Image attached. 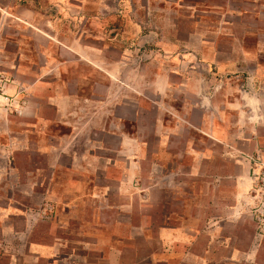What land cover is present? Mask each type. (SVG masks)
Masks as SVG:
<instances>
[{
  "label": "crops",
  "instance_id": "1",
  "mask_svg": "<svg viewBox=\"0 0 264 264\" xmlns=\"http://www.w3.org/2000/svg\"><path fill=\"white\" fill-rule=\"evenodd\" d=\"M110 4L116 6L110 8V28L69 30L56 24L52 34L50 25L33 24L34 11L26 9L24 21L0 8V81H11L6 86L13 96L9 109L20 107L32 116L28 121L42 135L48 158L55 160L50 181L41 183L43 213L55 206L65 211V225L73 219L81 226L74 238L58 237L52 243L43 234L40 239L35 236L39 219L11 197L0 205L1 234L25 241L27 249L24 254L20 248L10 252L11 264H20L22 257L32 264H128L129 255H134L131 264H211L215 238L210 235L225 218L218 215L211 221L205 210L226 209L227 202L239 200L249 169L229 172L228 157L242 167L243 160L228 156L227 140L217 125L224 120L220 105L207 92L217 78L219 91L234 80L241 85L247 81L251 92H264V0ZM231 16L237 20L230 21ZM182 17L188 18L186 30ZM182 32L192 39L180 40ZM230 41L235 52L223 55L224 43L227 47ZM149 48L157 51L148 59L132 55V49ZM179 49L197 51L179 56ZM217 49L220 53L214 55ZM196 63L203 68L201 79L194 68L179 69ZM196 93L203 99L195 105ZM245 105L258 117L264 114L262 100L260 108L256 102ZM39 172L26 170L30 176ZM35 187L28 185L27 195ZM149 208L157 210L158 246L140 256L130 250V241L149 240V218L137 227L131 213L125 221L110 217V211L123 216ZM19 215L24 216V230L6 225L7 218ZM211 224L217 228L210 231ZM205 233L208 239L200 249ZM258 253L252 249V261Z\"/></svg>",
  "mask_w": 264,
  "mask_h": 264
},
{
  "label": "rangeland",
  "instance_id": "2",
  "mask_svg": "<svg viewBox=\"0 0 264 264\" xmlns=\"http://www.w3.org/2000/svg\"><path fill=\"white\" fill-rule=\"evenodd\" d=\"M110 0H0V8L2 11L10 16L20 15L26 21L24 14L26 9H30L35 13V20L33 22L38 28L43 25H50V33H53L52 25H60L69 30H80L86 28L88 31L90 26H99L110 28ZM116 5V4H115ZM230 21L237 20L231 16ZM212 21H215L212 19ZM180 23L186 30L189 28L188 18H180ZM37 30V29H36ZM192 34L187 32L179 33L180 40L192 39ZM211 39H215L210 35ZM233 41L227 42L221 52L223 55L234 54ZM229 45V46H228ZM157 50L155 48L149 49H132V55L145 54V58L152 57ZM193 51L188 49H179L177 55L192 56ZM220 50H214V55H219ZM187 68H194L198 72L201 79L202 65H180L179 69L183 72ZM215 68H213V71ZM217 70H215L216 72ZM180 79V78H179ZM182 80L179 81L181 83ZM219 80L213 86V90L208 93V97L220 105L223 121L217 124L220 127V135L227 140L228 156L234 155L237 159L243 160L244 166L235 163L234 157H228V170L234 172L235 170L242 171V169H249L247 176L244 178L243 184H246L244 192L240 194L239 200L234 202H227L226 209L211 208L205 210L206 219L211 221L214 217L221 215V219L225 221L220 225L211 224V230L219 227L215 234L210 235L211 239L215 238L214 248L215 255L208 258L211 264H264V114L258 117L253 114L252 106L254 102L260 105V100L264 101V92H251V86L248 82L227 81L221 85L219 91ZM202 84V80L195 83V90L197 91ZM242 87V88H241ZM239 89V91H237ZM242 89L243 92L240 91ZM198 93V92H197ZM196 93L193 102L199 104L203 99L202 95L198 96ZM8 94H11L8 92ZM191 100V97L189 98ZM246 101V102H245ZM208 99H206V103ZM256 107V108H257ZM8 108V109H7ZM10 106L0 108V205L6 203L13 197L19 200L20 203L27 205L22 207L24 211H29L34 215L39 222L36 226V237L40 238L43 234L45 237H50V242L55 243L56 238H74L78 234L81 226L75 224L71 219V224L65 225V211L57 207L48 208L47 213H43L44 197L41 190V183L48 182L51 179L52 165L55 160L48 158L45 152L47 147L44 144L41 134H37L33 129L32 116H27L23 113L20 107H14V110L9 109ZM260 108V107H258ZM13 109V108H12ZM19 109V110H18ZM218 112L216 116L218 117ZM197 122V120H192ZM201 134V133H200ZM218 135V134H216ZM197 138L202 135H197ZM212 151H216L218 146H213ZM211 148V147H210ZM233 158V159H231ZM40 170L34 176L26 173L27 169ZM17 170V171H16ZM232 170V171H231ZM44 172V173H43ZM228 183H234L235 178L227 179ZM35 184V192L32 195H27L26 190L28 185ZM153 202V201H152ZM46 203V200H45ZM52 205L54 201H50ZM21 205V204H19ZM136 222L137 227H141V222L145 218L150 220L149 240L138 237L136 241L131 242L130 250L138 253L140 256H146L157 248V242L154 239L156 230V213L157 210L149 209H133L130 212H124L123 216H119L117 210L110 211V217H123L125 221L130 220L131 214ZM5 212L1 213V216ZM6 219V225H12V229L22 231L25 229V219L23 215L10 216ZM54 218V219H53ZM56 218V219H55ZM73 218V217H72ZM60 220L63 223H60ZM111 220V219H110ZM3 223V221H0ZM1 224V223H0ZM66 226V227H64ZM210 225H203L204 230H208ZM217 226V227H216ZM138 232V231H136ZM139 232H141L139 228ZM70 233V234H69ZM9 236V235H8ZM3 237L0 228V250L2 256L0 264H11L10 252L20 248L22 254L27 250L25 241H20L17 237L9 236ZM204 240L198 241V247L206 244L208 235L205 233ZM201 237V236H200ZM226 238V244L223 245L222 240ZM7 239V240H4ZM221 240V243H218ZM72 244V243H70ZM74 244V243H73ZM75 246V244H74ZM73 247V245H72ZM80 249L78 247L77 251ZM252 249L259 250L258 258L253 261L250 258ZM83 250V249H82ZM128 264L134 259V255L127 257ZM20 264H32L31 260L25 261V258H20ZM19 264V263H18Z\"/></svg>",
  "mask_w": 264,
  "mask_h": 264
},
{
  "label": "built area",
  "instance_id": "3",
  "mask_svg": "<svg viewBox=\"0 0 264 264\" xmlns=\"http://www.w3.org/2000/svg\"><path fill=\"white\" fill-rule=\"evenodd\" d=\"M9 83H11V81L6 77H3L0 81V97L2 98L0 99V108L4 106L6 107L7 105L10 106L13 101V96L9 95L6 91V86Z\"/></svg>",
  "mask_w": 264,
  "mask_h": 264
}]
</instances>
